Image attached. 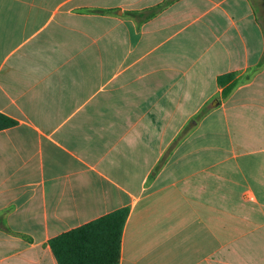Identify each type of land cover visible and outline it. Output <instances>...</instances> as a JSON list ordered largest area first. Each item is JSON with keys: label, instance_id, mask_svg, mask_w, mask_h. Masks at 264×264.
<instances>
[{"label": "crops", "instance_id": "crops-1", "mask_svg": "<svg viewBox=\"0 0 264 264\" xmlns=\"http://www.w3.org/2000/svg\"><path fill=\"white\" fill-rule=\"evenodd\" d=\"M0 112V264L120 209V264H264V0H0Z\"/></svg>", "mask_w": 264, "mask_h": 264}, {"label": "trees", "instance_id": "trees-1", "mask_svg": "<svg viewBox=\"0 0 264 264\" xmlns=\"http://www.w3.org/2000/svg\"><path fill=\"white\" fill-rule=\"evenodd\" d=\"M218 83L223 98H227L238 85L235 74L219 77ZM206 107L191 121L183 135L189 132L208 112ZM17 124L10 116L0 112V131ZM128 209H120L96 221L50 241L52 250L60 264H120L121 245Z\"/></svg>", "mask_w": 264, "mask_h": 264}]
</instances>
